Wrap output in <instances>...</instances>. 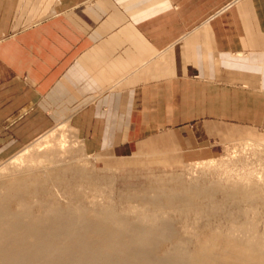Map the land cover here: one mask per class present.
Instances as JSON below:
<instances>
[{
    "label": "crops",
    "instance_id": "crops-1",
    "mask_svg": "<svg viewBox=\"0 0 264 264\" xmlns=\"http://www.w3.org/2000/svg\"><path fill=\"white\" fill-rule=\"evenodd\" d=\"M115 167L264 136V0H0V159L58 123Z\"/></svg>",
    "mask_w": 264,
    "mask_h": 264
},
{
    "label": "bare ground",
    "instance_id": "bare-ground-1",
    "mask_svg": "<svg viewBox=\"0 0 264 264\" xmlns=\"http://www.w3.org/2000/svg\"><path fill=\"white\" fill-rule=\"evenodd\" d=\"M62 136V131L41 136L35 145L26 147L24 153L22 151L13 158V162L21 159L36 161L42 154H37L42 147L57 144ZM63 142L64 146L59 144L57 149L54 146L50 150L49 147V153L45 150L42 158L61 153L67 143ZM210 161L206 162L207 166ZM214 161L215 164L218 160ZM42 168L43 174L31 171L15 176L7 183L0 182V264H264V228L261 229L259 224L263 210L256 204L259 185L250 173L240 180H229L232 183L228 192L236 203L237 216L241 217L236 220L233 212L226 213L229 208L220 204L222 201H215L216 184L197 182L191 185L180 178L171 179V183L161 181L163 185L157 188H138L134 196L120 194L122 202L135 203L124 213L118 212L114 202L98 210L75 202L62 206L56 201H48V196L44 195H49L52 185L56 184L66 185L68 194L72 195L66 179L70 169L62 167L49 171L48 166ZM73 174L80 179L88 178L81 170H75ZM91 184L97 188L102 182L92 180ZM205 197L210 204H196L197 199ZM39 198L43 201L35 212L33 203ZM244 201L249 203L247 207L239 205ZM191 209L199 216L209 211L205 215L208 218L227 216L229 222L224 228H213L194 219L193 227L187 229L186 237H182L174 228L172 214L178 210L188 218L187 211ZM193 241L196 246L190 250L189 244Z\"/></svg>",
    "mask_w": 264,
    "mask_h": 264
},
{
    "label": "rangeland",
    "instance_id": "rangeland-1",
    "mask_svg": "<svg viewBox=\"0 0 264 264\" xmlns=\"http://www.w3.org/2000/svg\"><path fill=\"white\" fill-rule=\"evenodd\" d=\"M67 125L70 126L68 129H67L68 127ZM51 131L52 132L57 131V133L59 132L61 133L62 131L63 136L59 137L58 142L56 140L57 144L54 142L57 146L54 143H52L51 144L52 146L49 145L48 147H42L41 151L39 150L37 152V154L42 153L40 154L41 156L39 155V158L36 160L37 163L36 161L28 160L29 162L28 161L27 162L30 163L28 164L24 159L23 160L21 159L22 162L19 160V162L16 161L17 163H15L13 162L14 161L13 158L20 155L22 151L24 153V151L27 148L31 147L32 145H35L36 144L35 142H37V140L40 139L41 137L34 140L29 145L23 147L21 150H19L15 154L1 158L0 159V182L7 183L15 176H18V175L21 176L23 174H28L31 171H33L36 174L38 173L37 175H40V173L43 174L44 173L43 172L44 168H42L43 166H48L49 171L58 170L62 167H66L70 169V173L68 174L66 179L68 182L67 184L71 186L69 190H71L73 194L72 195L68 194L67 192L68 189L65 187L66 185L64 186L60 184L52 185L51 187L52 189L49 195L47 194L44 195V197L48 196V201L49 200L56 201L62 206L67 205V202L69 203L75 202V204L80 203V204L85 205L91 210H96V208L98 210L101 206L114 202L118 212L124 213L129 208V206H132L133 204L135 205V203L129 204L128 202H122L121 200H119L120 194L134 196L135 193L138 191L137 190L138 188H141L144 186H155L157 188L163 185V183L162 184L160 183L161 181H169V183H171L170 182L171 179L180 178L184 180L185 182L190 183L191 185H194L197 182L198 183L201 182L200 184L205 183L207 185L216 184L215 189L217 191L215 194V201L218 203L222 201V203L220 204H223V206L226 209L229 208L228 211L226 210V213L230 212V214H232L233 212L235 216L234 219L237 220V218L239 217L237 216L239 211H237V208H235L236 203L234 204L235 201L233 200V196L230 195L231 193L228 192V189H230V186L232 183L229 180H240L241 177L246 176L250 173L253 175V179L254 180L256 179L257 186L259 185L258 192L259 191L260 192L258 193L259 195L256 193V195L258 196H255V197H258V202H256V204L259 207H261V211L263 210L262 216H261L262 218L259 219V224L261 226L260 227L261 229L264 228V220H263L264 219L263 218L264 216L263 215V212H264V203H263L264 202V181H263L264 180V177H263L264 175V136L262 137L263 139L258 140V141H253L250 139H243V140L231 141L228 144L226 143L223 144L219 142V144L214 146L213 154L210 155L209 158L202 159V160L195 161V162L181 164L175 161V166H166V167L154 165V166H148V167L121 168V167L112 166V165L119 164V163H116L115 161L110 162L109 160H104V158H99L97 156H91L90 154H87L84 151L83 143L79 140L78 136L77 135L74 136L75 133L77 132L73 127H71L70 124L58 123L54 125L45 134H48ZM45 134H43L42 136H44ZM63 140L66 141L67 143L65 146L66 148L63 150L61 149L62 151H60L62 154L57 152L58 155L56 153L54 155H50L48 157L49 159L45 157L44 159L42 158V155H44L45 150H47L46 152L49 153V151L54 146H55V149H57L58 146L59 147L61 146L59 144H62V146H64L65 142H63ZM48 148L50 149L49 151H48ZM25 157L27 158L28 156L26 155ZM45 160H47L46 161L47 163L45 162ZM214 160L215 161L218 160L216 161L217 163ZM24 161L26 162L27 167H25ZM41 161L42 163L44 162L47 165H45L44 163L42 164ZM204 161L205 163H203ZM209 161L210 163L207 166L206 162L208 163ZM213 161L215 162V164L213 163ZM33 162L36 163V165H34ZM19 163L20 164L23 163V164L20 165ZM30 166H32V168ZM22 169L23 171L20 172ZM74 169L85 172L88 178L80 179L79 177H76V175L73 174V172H75ZM204 171H206L205 172L206 174L202 173ZM23 172H26V173H23ZM92 180L100 181L102 182V184L97 185V188H96L95 186H93V184H91ZM228 181L230 182V184L228 183ZM217 183L219 184V186H217ZM227 186H229V188H227ZM224 189L226 190V193L224 192ZM42 201H43V198H39L37 203L36 202H34L35 204L33 203L35 212L38 211V207H40L41 205L40 202ZM195 202L196 204L200 206H206L210 204L209 203L210 200L206 197L203 199L202 198L197 199ZM231 203L233 204L232 206H231ZM239 205L243 207H247L249 203L247 201L246 202L244 201V202H240ZM191 210L187 211L189 213L188 218H185L182 212L180 213V211L178 210L174 211L172 214L174 217L173 218L174 228L179 231V234L182 237H186L185 235H186L187 229L193 227L192 224L195 222V221L193 222L194 219L196 221L198 220V222L202 225L208 224L210 225V227H213V228H218V227L224 228L225 226H227V223L229 222V217L227 216L223 217L224 215L223 216L217 215V217L210 216L208 218V216H205L209 212L207 210L206 212L204 210H201L203 213L204 212L205 213L204 215L202 214L200 216L196 214L197 212L196 210L194 209L192 211ZM131 215L133 216V214ZM239 219H241V217H239ZM207 220H209V222ZM189 246H190L189 249L193 250L196 246V243L193 241L189 244Z\"/></svg>",
    "mask_w": 264,
    "mask_h": 264
}]
</instances>
